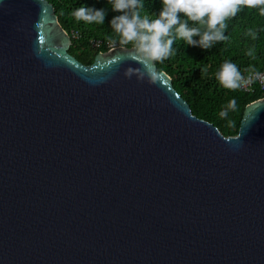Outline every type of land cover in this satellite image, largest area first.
Instances as JSON below:
<instances>
[{
	"label": "water",
	"instance_id": "1",
	"mask_svg": "<svg viewBox=\"0 0 264 264\" xmlns=\"http://www.w3.org/2000/svg\"><path fill=\"white\" fill-rule=\"evenodd\" d=\"M71 43L0 0V264H264V98L225 136L155 65L126 78L133 47Z\"/></svg>",
	"mask_w": 264,
	"mask_h": 264
},
{
	"label": "trees",
	"instance_id": "2",
	"mask_svg": "<svg viewBox=\"0 0 264 264\" xmlns=\"http://www.w3.org/2000/svg\"><path fill=\"white\" fill-rule=\"evenodd\" d=\"M48 1L53 4L62 28L71 36L72 43L68 52L82 63L91 64L96 54L107 51L106 46L93 48L92 41H107L111 38L119 43V37L110 26V21L118 13L112 11L107 0ZM143 2L144 11L151 17H158L162 9L161 0ZM81 6L104 9L107 12L104 24L77 20L72 13ZM181 18L183 19V16ZM227 24L225 41L205 51L187 46L178 40L173 45L175 55L163 63H155V66L158 72L164 71L170 76L173 87L187 101L193 115L213 123L223 135L232 136L238 133L247 105L263 98L264 90L255 83L248 91L227 90L219 84L216 75L226 61L235 63L243 74L247 73L245 69L249 67L264 69V16L259 15L258 9L243 8ZM248 29L257 32V39L253 40L246 34ZM125 46L132 47L131 44ZM250 48L254 49L255 58L247 55ZM233 99L236 101V109L229 110L227 117H221V111H224ZM229 121L232 122L231 125Z\"/></svg>",
	"mask_w": 264,
	"mask_h": 264
},
{
	"label": "clouds",
	"instance_id": "3",
	"mask_svg": "<svg viewBox=\"0 0 264 264\" xmlns=\"http://www.w3.org/2000/svg\"><path fill=\"white\" fill-rule=\"evenodd\" d=\"M107 3L114 13H118L110 21V26L119 37V43L111 38L109 42L113 45L117 43V47L130 48L125 45H132L137 54L136 62L141 67L127 68L124 76L128 79L137 76L140 81L146 77L156 80L155 63H163L175 55L173 45L176 41L207 51L227 39V22L243 8L258 9L259 15L264 16V0H161L162 9L155 18L144 11L143 0H107ZM72 15L77 20L103 25L107 12L81 6ZM246 34L253 40L257 39V32L253 29H248ZM106 50L104 53L111 51ZM247 55L255 58L254 49L250 48ZM245 71L247 76L235 63L226 61L216 78L224 89L232 91L246 88L256 80L264 81V74L254 67ZM235 109L236 101L233 99L220 116L227 117L228 111Z\"/></svg>",
	"mask_w": 264,
	"mask_h": 264
},
{
	"label": "built area",
	"instance_id": "4",
	"mask_svg": "<svg viewBox=\"0 0 264 264\" xmlns=\"http://www.w3.org/2000/svg\"><path fill=\"white\" fill-rule=\"evenodd\" d=\"M91 45H92V47L95 48V49H99V48L102 47V46H106V48H107L108 50H112V49H114V48L117 47V43H116L115 45H113V44H110L109 40L104 41V40H102V39L92 41V42H91ZM258 71L261 72L262 74H264V69H262V70H258ZM247 75H248V73L245 74V76H247ZM254 83L257 84L261 90H264V81L256 80ZM254 83H252L251 85H249V86L246 87V88H243V90H244V91L251 90L252 87H253V84H254Z\"/></svg>",
	"mask_w": 264,
	"mask_h": 264
},
{
	"label": "rangeland",
	"instance_id": "5",
	"mask_svg": "<svg viewBox=\"0 0 264 264\" xmlns=\"http://www.w3.org/2000/svg\"><path fill=\"white\" fill-rule=\"evenodd\" d=\"M102 55H104V54H102ZM96 56V55H95ZM95 58V57H94ZM94 60V59H93Z\"/></svg>",
	"mask_w": 264,
	"mask_h": 264
}]
</instances>
